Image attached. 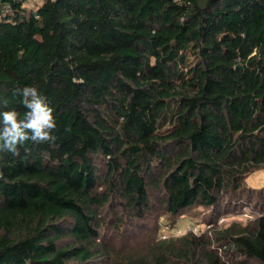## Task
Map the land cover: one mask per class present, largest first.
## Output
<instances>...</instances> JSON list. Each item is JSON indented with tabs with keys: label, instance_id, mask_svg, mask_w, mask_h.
<instances>
[{
	"label": "trees",
	"instance_id": "trees-1",
	"mask_svg": "<svg viewBox=\"0 0 264 264\" xmlns=\"http://www.w3.org/2000/svg\"><path fill=\"white\" fill-rule=\"evenodd\" d=\"M29 84L57 127L0 153V264H264V0H0V110Z\"/></svg>",
	"mask_w": 264,
	"mask_h": 264
},
{
	"label": "clouds",
	"instance_id": "clouds-1",
	"mask_svg": "<svg viewBox=\"0 0 264 264\" xmlns=\"http://www.w3.org/2000/svg\"><path fill=\"white\" fill-rule=\"evenodd\" d=\"M25 111L0 110V153L17 156L26 144H43L55 139V108L38 85L29 84L14 90Z\"/></svg>",
	"mask_w": 264,
	"mask_h": 264
},
{
	"label": "rangeland",
	"instance_id": "rangeland-1",
	"mask_svg": "<svg viewBox=\"0 0 264 264\" xmlns=\"http://www.w3.org/2000/svg\"><path fill=\"white\" fill-rule=\"evenodd\" d=\"M247 182L252 187L264 188V169L253 172L250 176H248ZM254 203L255 202L244 203L243 208L239 207L237 212H232V209H231L228 211L229 213L226 212L223 214H220V209L218 208L216 209L213 208L212 210V209H205L203 207H199V208L194 209L192 212H187L186 214L178 217L175 222H172L168 220L167 218L163 217L160 220L161 229L159 231L158 236L160 238H163L164 235H167V238L173 237V235H177V234H174L176 233V231H173L174 229H177V228L185 229L191 225H198L200 232L206 231L207 229H209V226L213 224V222H208L211 216H213V218H215L214 221H218L219 224H220L219 222L220 218L228 217L227 220L223 222V225L228 224V223L230 224L234 221H238V222H242L243 224H246L247 222H249L248 215L252 214L253 211L255 215L257 212L261 211L259 210V206L257 208V206H255ZM246 210L248 212V215L245 214Z\"/></svg>",
	"mask_w": 264,
	"mask_h": 264
},
{
	"label": "built area",
	"instance_id": "built-area-1",
	"mask_svg": "<svg viewBox=\"0 0 264 264\" xmlns=\"http://www.w3.org/2000/svg\"><path fill=\"white\" fill-rule=\"evenodd\" d=\"M23 1H24L25 4L30 5V6H33L34 2H37L36 0H33L34 2L32 0H23ZM247 210L245 211V214L246 215H248ZM260 212L261 211L257 212L256 215H255L254 214V211H253L252 214L248 215L249 216V218H248L249 221L254 220L260 214ZM227 218L228 217H222V218H220V220H219L220 224H222L224 221H226ZM173 231H176V233H174V234H177V235H173V236L183 235V234H186L188 232H193V233H196V234H199L200 233V230H199V226L198 225H191V226H189V227H187L185 229L177 228V229H174ZM163 238H167V235H164Z\"/></svg>",
	"mask_w": 264,
	"mask_h": 264
},
{
	"label": "water",
	"instance_id": "water-1",
	"mask_svg": "<svg viewBox=\"0 0 264 264\" xmlns=\"http://www.w3.org/2000/svg\"><path fill=\"white\" fill-rule=\"evenodd\" d=\"M240 67V66H239Z\"/></svg>",
	"mask_w": 264,
	"mask_h": 264
}]
</instances>
